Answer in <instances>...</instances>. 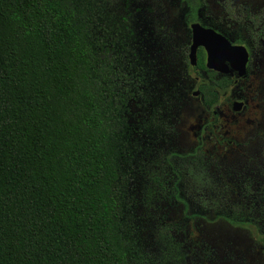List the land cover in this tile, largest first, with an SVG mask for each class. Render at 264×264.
<instances>
[{
    "label": "trees",
    "instance_id": "16d2710c",
    "mask_svg": "<svg viewBox=\"0 0 264 264\" xmlns=\"http://www.w3.org/2000/svg\"><path fill=\"white\" fill-rule=\"evenodd\" d=\"M216 1L214 16L207 0H180L181 41L161 0H0V264H146L126 212L138 175L148 201H182L193 216L264 233L263 153L231 161L173 144L195 87L190 24L244 45L248 73L264 46V4ZM196 56L211 109L233 82L205 66L202 48ZM247 78L234 84L239 100ZM155 234L161 255L184 264L169 226Z\"/></svg>",
    "mask_w": 264,
    "mask_h": 264
},
{
    "label": "rangeland",
    "instance_id": "374dc122",
    "mask_svg": "<svg viewBox=\"0 0 264 264\" xmlns=\"http://www.w3.org/2000/svg\"><path fill=\"white\" fill-rule=\"evenodd\" d=\"M161 1L167 15L164 25L172 29L173 37L187 41L188 32L179 23L180 0ZM238 1L252 11L264 4V0ZM207 9L214 16L220 12L216 0H207ZM195 89L178 114L173 140L178 151H189L200 143L210 153L225 152L231 161L238 160L243 151L255 150L264 156V46L243 83V105L238 110L231 109L232 101L239 100L235 86L220 90L219 100L211 109L204 108L199 95H192ZM132 108L139 117L141 109ZM141 180L138 175L127 184L126 194L131 198L127 199L126 212L135 255L146 264H170L161 255L155 234L156 227L164 226H169L173 239L180 243L186 255L184 264H264V233L256 225L232 224L213 214L193 216L182 201H148Z\"/></svg>",
    "mask_w": 264,
    "mask_h": 264
},
{
    "label": "water",
    "instance_id": "95a60500",
    "mask_svg": "<svg viewBox=\"0 0 264 264\" xmlns=\"http://www.w3.org/2000/svg\"><path fill=\"white\" fill-rule=\"evenodd\" d=\"M190 29L191 45L188 57L193 69H196V50L201 46L206 52L205 66L208 69L230 75L236 72L238 77L246 75L249 54L244 45L234 44L214 28L198 22H192ZM197 92L194 91L195 94ZM241 106V102L233 103L234 110Z\"/></svg>",
    "mask_w": 264,
    "mask_h": 264
},
{
    "label": "flooded vegetation",
    "instance_id": "af4514ba",
    "mask_svg": "<svg viewBox=\"0 0 264 264\" xmlns=\"http://www.w3.org/2000/svg\"><path fill=\"white\" fill-rule=\"evenodd\" d=\"M190 45H191V39H190V44H189V48H188V54H189V51H190ZM199 48H202V49H203V52H204V58H205V63H206V52H205V50H204L203 47H201V46L198 47L197 50H196V54H197V51H198ZM196 61H197V56H196ZM188 62H189V57H188ZM247 63H248V62H247ZM189 65H190V71L193 72V73H195L196 76H195V77H192V76H190L189 74H187V75H188V79H189L188 81L192 84V79H193V81H194L195 83L192 84V85L196 87V85L202 81L203 77L201 76V74L197 73V72H198L197 68H196V69H192V66H191L190 62H189ZM249 74H250V73H248V69H247V73H246V75H245V76H242V77H238L237 74H236V72H233V74H231V75H230V74H225V75L230 76V78L232 79V82H233V84L231 85V87H233L234 84L238 82V80H240L241 78H244V77H246V76H249ZM247 79H248V78H247ZM229 88H230V87H229ZM194 91H198L197 87H196L195 90L192 91V95H193V96H197V95L200 96L199 91H198L196 94L194 93ZM243 98H244V97H243ZM241 100H242V99H241ZM235 101H237V102H241L242 105H243V101H240V100H233L232 103H231V109H232L233 111H235V110L233 109V103H234ZM240 108H241V107H240ZM215 112H216V111H214V113H215Z\"/></svg>",
    "mask_w": 264,
    "mask_h": 264
}]
</instances>
